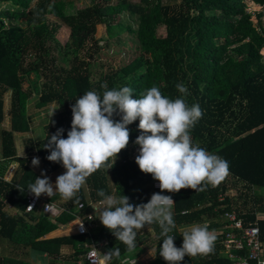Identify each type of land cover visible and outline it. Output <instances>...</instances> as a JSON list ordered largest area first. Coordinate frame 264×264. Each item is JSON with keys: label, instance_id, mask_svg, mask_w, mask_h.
<instances>
[{"label": "trees", "instance_id": "1", "mask_svg": "<svg viewBox=\"0 0 264 264\" xmlns=\"http://www.w3.org/2000/svg\"><path fill=\"white\" fill-rule=\"evenodd\" d=\"M33 1L0 0V7L13 4L0 10V264H39L23 259L22 254L29 249L49 257L43 264H79L87 244L93 241H105L106 252L119 248L121 255L106 261L108 264L137 259L150 248H155V257L148 264H168L159 255L163 237L156 223L145 225L152 229L148 237L138 232L132 252L102 222L89 224L90 235L43 239L90 212L87 203L102 199L97 195L99 189L113 195L108 177L111 169L101 168L87 178L89 194L82 187L77 193L78 204L63 200L58 193L50 197L48 201L63 209L57 218L46 216L42 210L39 214L28 212V185L39 175L31 166L35 154L31 151L28 157H21L16 135L30 132L29 103L37 99L38 108L51 104L63 108L46 130L44 140L34 144L31 139L45 172L54 174L60 170V163L47 159V139L59 128L67 138L75 100L87 91L102 94L105 82L109 90L132 88L134 99L156 86L166 97L184 98L189 106L199 104L203 115L190 130L193 144L225 159L230 166L225 179L204 191H157L154 185L159 181L143 173L135 162L139 154L134 153L140 148L135 141L141 134L137 119L128 126L129 145L113 165L118 190L122 191L117 198L125 195L131 204L139 205L149 202L154 193L172 196L176 228L169 235H174L176 247L183 244L181 228L210 223L209 231L214 234L227 230L224 214L228 211H236L245 227L257 224L264 241V195L256 194V190L264 191V11L257 15L256 26L246 0H181L178 6L164 5L162 0H143L141 4L92 0L91 6L76 12H71L67 0ZM251 2L264 9V0ZM125 14L139 17L136 31L118 23ZM49 17L56 22L51 24ZM20 21L24 25L15 24ZM62 26L70 29L64 45L55 40ZM99 26H103L104 34L96 38ZM125 30L136 33L134 57L117 69L103 72L104 66L98 61L99 40L108 42ZM97 63L100 73L94 77L92 66ZM178 83L187 88L186 96L176 88ZM9 93L11 129L7 130L1 125L6 118L4 98ZM114 119L120 120V115ZM10 161L20 166L7 181L8 166L4 164ZM233 191L237 197L229 195ZM81 203H86L85 208L79 210ZM65 245L72 246L69 254L61 253ZM226 250L225 235L219 234L210 253L186 256L181 264H233Z\"/></svg>", "mask_w": 264, "mask_h": 264}, {"label": "clouds", "instance_id": "2", "mask_svg": "<svg viewBox=\"0 0 264 264\" xmlns=\"http://www.w3.org/2000/svg\"><path fill=\"white\" fill-rule=\"evenodd\" d=\"M101 87L102 94L87 91L75 100L67 138H63L64 129L59 128L47 139L44 145L50 152L47 159L62 162L66 172L57 177L55 184L46 173H42L44 178L36 177L28 190L37 198L58 193L63 200L80 203L77 193L87 178L101 168L114 167L118 155L130 143L128 126L137 119L141 134L135 141L140 146L135 162L143 173L159 181L161 192L178 193L188 188L204 191L209 185H218L229 174L228 161L193 144L190 130L203 115L199 104L189 106L184 98L166 97L156 86L146 89L137 99L128 86L109 90L105 82ZM176 88L184 96L188 94L183 83H178ZM116 115H120V120L114 119ZM32 164L39 166V158L34 157ZM97 195L102 197L100 207L94 208L99 213L98 219L126 245L128 252L136 248L138 232L154 223L163 237L159 255L168 264H181L186 256L213 250L215 236L207 224L188 227L182 233V246L176 247L174 235H169L176 228L174 200L170 195L154 193L149 202L139 205L131 204L125 195L117 199L103 189ZM120 255L115 247L104 255V260ZM123 264H137V260L125 259Z\"/></svg>", "mask_w": 264, "mask_h": 264}, {"label": "rangeland", "instance_id": "3", "mask_svg": "<svg viewBox=\"0 0 264 264\" xmlns=\"http://www.w3.org/2000/svg\"><path fill=\"white\" fill-rule=\"evenodd\" d=\"M38 0H34L33 4H35ZM120 0H113L114 3L118 2ZM67 2L70 3V10L71 12H76L77 10L84 9L86 7H89L92 5L93 1L92 0H67ZM129 2L133 4H141L143 3V0H129ZM181 0H162V3L164 5H170V6H178L180 4ZM246 5L248 9V13L252 15V22L254 25H258V19L257 15L261 12L264 11L262 8L256 7L251 0H246ZM12 3H4L3 6L0 7V10H3L6 7H13ZM50 23L56 22L55 19L52 17H49ZM7 24L13 25V22H9L8 20H5ZM118 23L124 24V26H132L133 29L136 31L137 28L139 27V17L138 16H132L130 17L129 15H122ZM15 24H22L24 25L23 21H20ZM104 34V28L103 26H99L97 28V34L96 38H100L101 35ZM159 34H161V30L159 31ZM70 36V29L62 26L58 32L55 35V40L61 44H66ZM100 42L98 45L101 47L99 51V62L103 64V72L104 71H109L112 68L117 69L120 65L122 66L123 64L129 63L131 59L134 57L136 53V49L138 46V41L136 37L135 32H131L129 30L123 31L119 36L111 39L110 41L106 42L105 40H99ZM55 54V52L53 53ZM264 55V52H262ZM31 59V58H30ZM86 60V59H85ZM88 60V59H87ZM93 73L94 77L100 73V67L99 63L93 64ZM110 68V69H109ZM5 112H6V118L5 121L2 123L1 127L4 129H11V120L10 117L8 116L9 110L11 108V94H6L5 96ZM38 101L37 99L32 100L29 103L28 106V116H29V125H30V132L28 133H19L16 135V143H18V149H19V154L21 157H28L30 152H35L33 151V147L31 145V139L36 141L34 144L40 143L44 138L46 137V130L53 125L55 120L62 114L63 108L58 106L57 104H51L45 108H38L37 107ZM54 112V115L51 116V114ZM139 154V151L134 153V156ZM37 157V156H36ZM40 157V156H39ZM38 157V158H39ZM118 160V157L117 159ZM4 166H8L6 173H5V179L7 180H12L15 172H18L20 163L14 161H10L8 165L4 164ZM31 166L33 169L37 170L41 176V178H44L42 173H46L44 169V163L41 158L40 161V166H43L42 169H40L39 166H33L31 163ZM40 169V170H39ZM35 172V171H34ZM66 172V169L63 167L62 162L60 163V170L56 173L53 174H47V177L50 178L51 182L55 184L56 179L59 175L64 174ZM112 174V176H111ZM114 167L113 169L111 168V173L108 172V177H109V187L111 190H113V196L117 198V195H119L121 192L118 190L117 186V181L114 178ZM10 175H13L11 178ZM85 193L88 195L89 190L86 186V184L83 186ZM257 195H264V191L262 190H256ZM231 197H237L238 193L235 191L231 192L229 194ZM42 197V196H41ZM250 197H252L250 195ZM43 198V197H42ZM118 199V198H117ZM44 201H48V199H44ZM37 213H41L40 209H38ZM75 222V221H74ZM73 224V223H72ZM72 224L70 226H72ZM210 223H207L209 225ZM190 227V226H189ZM188 228V227H187ZM187 228H181V231H185ZM69 229V228H68ZM150 229V231H149ZM142 236L148 237L152 233V229L150 227H145L142 228L141 230ZM73 232V231H72ZM71 232V227L67 231V235L73 234ZM215 236H219V233H212ZM155 257V248H150L145 250L142 254H140L137 257V264H148L152 259ZM32 263H38V262H32ZM44 262H40L39 264H43Z\"/></svg>", "mask_w": 264, "mask_h": 264}, {"label": "built area", "instance_id": "4", "mask_svg": "<svg viewBox=\"0 0 264 264\" xmlns=\"http://www.w3.org/2000/svg\"><path fill=\"white\" fill-rule=\"evenodd\" d=\"M154 188L161 191L159 182L155 183ZM85 204L81 203L79 210L84 209ZM46 205L50 206L46 209ZM87 205L91 207L90 212L76 219L77 235H90L89 224L97 226L101 222L98 219L99 213H95L94 210V208L100 207L99 202L89 201ZM38 209L50 218H57L63 211L58 205L44 201L41 196L37 198L30 192L28 212H37ZM224 218L228 220L227 230L223 229L219 234L225 235L226 255L230 257L233 264H264V241L260 237V227L257 224L245 227L236 211L226 212ZM105 244V241L102 243L93 241L87 244L88 250L81 257L79 264H83V262L86 264H108L104 260V255L108 253L104 249Z\"/></svg>", "mask_w": 264, "mask_h": 264}, {"label": "crops", "instance_id": "5", "mask_svg": "<svg viewBox=\"0 0 264 264\" xmlns=\"http://www.w3.org/2000/svg\"><path fill=\"white\" fill-rule=\"evenodd\" d=\"M32 154H35V155H33L32 156V158H34V157H39V155H37L36 154V152H32ZM39 160L41 161V157H39ZM14 163H16V162H14ZM19 163V162H18ZM39 167H40V169H42V167L43 166H40V164H39ZM32 169H33V167H32ZM39 169V170H40ZM34 171H35V173H39L37 170H35V169H33ZM15 174H16V172H15ZM15 174H14V176H15ZM39 175V177L41 178V176H40V174H38ZM53 175H55V174H53ZM13 175H11L9 178H11ZM14 176H13V178H14ZM12 178V179H13ZM7 180V179H6ZM7 181H11V180H7ZM55 195V194H54ZM44 199H48L49 200V196L48 195H46V194H44V195H41ZM39 214V213H38ZM76 222V221H75ZM75 222H73V224H75ZM72 224V223H71ZM70 224V225H71ZM72 224V225H73ZM70 225H68V226H66V227H63V228H61V229H58V230H56V231H53V232H51V233H49L48 235H46L43 239L44 240H47V239H53V238H58V237H63V236H71V235H77L76 234V226H70ZM76 225V224H75ZM70 227H71V232L73 233V234H71V235H67L66 233H67V231L70 229ZM69 228V229H68ZM1 248V247H0ZM72 251V246H70V245H65V246H62V248H61V253L62 254H69L70 252ZM22 257H23V259H25L27 262H38V263H40V262H48V259H49V257L46 255V254H42V253H40V252H35V251H33L32 249H29V251H25V253H23L22 254Z\"/></svg>", "mask_w": 264, "mask_h": 264}, {"label": "bare ground", "instance_id": "6", "mask_svg": "<svg viewBox=\"0 0 264 264\" xmlns=\"http://www.w3.org/2000/svg\"><path fill=\"white\" fill-rule=\"evenodd\" d=\"M76 223V222H75Z\"/></svg>", "mask_w": 264, "mask_h": 264}]
</instances>
